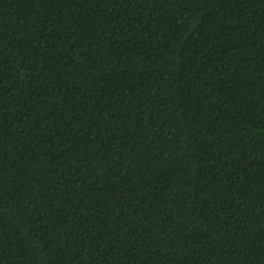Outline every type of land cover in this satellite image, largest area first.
Instances as JSON below:
<instances>
[{
	"label": "trees",
	"instance_id": "obj_1",
	"mask_svg": "<svg viewBox=\"0 0 264 264\" xmlns=\"http://www.w3.org/2000/svg\"><path fill=\"white\" fill-rule=\"evenodd\" d=\"M0 264H264V0H0Z\"/></svg>",
	"mask_w": 264,
	"mask_h": 264
}]
</instances>
